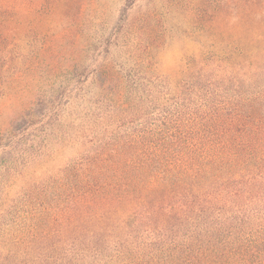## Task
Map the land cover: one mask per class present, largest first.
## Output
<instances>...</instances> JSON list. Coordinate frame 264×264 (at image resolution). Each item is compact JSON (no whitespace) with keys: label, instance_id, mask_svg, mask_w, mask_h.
Here are the masks:
<instances>
[{"label":"trees","instance_id":"obj_1","mask_svg":"<svg viewBox=\"0 0 264 264\" xmlns=\"http://www.w3.org/2000/svg\"><path fill=\"white\" fill-rule=\"evenodd\" d=\"M30 3L61 25L39 47ZM46 4L0 0V95L32 90L0 127V264H264V0L171 74L125 10L75 64L81 12Z\"/></svg>","mask_w":264,"mask_h":264},{"label":"rangeland","instance_id":"obj_2","mask_svg":"<svg viewBox=\"0 0 264 264\" xmlns=\"http://www.w3.org/2000/svg\"><path fill=\"white\" fill-rule=\"evenodd\" d=\"M236 4L237 0H47L45 6L47 9L52 7L54 9L56 6V16L67 10V7L74 9L71 16L77 11L81 12L77 19L73 17L76 21L73 24L76 27L71 30L66 39L64 36L63 40L67 42L61 51L68 53L66 50L70 49L76 61L75 64L88 66L89 70L98 67V60L103 55L99 42L108 37L121 11L125 10L129 17L128 24L126 23L123 28L124 32L129 30L126 26L131 24L134 32L130 33L129 38L132 41L144 42L145 45L152 44L155 48H153V54L161 58L162 71L171 74L179 58L195 54L193 51L195 46L197 48V44L209 42L220 36L219 23L232 25L234 21L232 15L237 10ZM246 4L250 6V2ZM27 6L30 10L29 26L35 31L32 35L38 41L33 47H39L40 40L49 42L54 32H59L60 29L57 26L61 25H55L56 23L52 20L50 25L48 21L51 19L50 16L46 17L47 20L39 22L34 18L32 4ZM37 26L41 28L42 34ZM47 30L52 32L47 33ZM56 49L58 50V47ZM122 51L120 52L123 54ZM46 88H38L36 94ZM31 91L24 83L5 89L0 95V127L20 117L30 100ZM78 151L77 147L62 152L59 162L74 158ZM17 191H19L18 188L13 189L12 193Z\"/></svg>","mask_w":264,"mask_h":264}]
</instances>
